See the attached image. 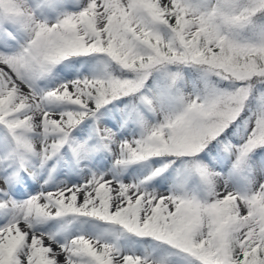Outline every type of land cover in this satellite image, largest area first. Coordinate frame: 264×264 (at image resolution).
Returning a JSON list of instances; mask_svg holds the SVG:
<instances>
[{
  "label": "snow or ice",
  "instance_id": "snow-or-ice-1",
  "mask_svg": "<svg viewBox=\"0 0 264 264\" xmlns=\"http://www.w3.org/2000/svg\"><path fill=\"white\" fill-rule=\"evenodd\" d=\"M0 264H264V0H0Z\"/></svg>",
  "mask_w": 264,
  "mask_h": 264
}]
</instances>
